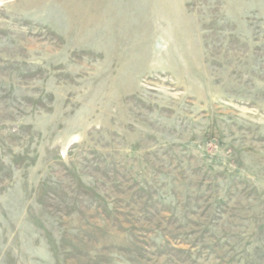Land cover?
<instances>
[{
  "label": "rangeland",
  "instance_id": "1",
  "mask_svg": "<svg viewBox=\"0 0 264 264\" xmlns=\"http://www.w3.org/2000/svg\"><path fill=\"white\" fill-rule=\"evenodd\" d=\"M0 264H264V0H0Z\"/></svg>",
  "mask_w": 264,
  "mask_h": 264
}]
</instances>
